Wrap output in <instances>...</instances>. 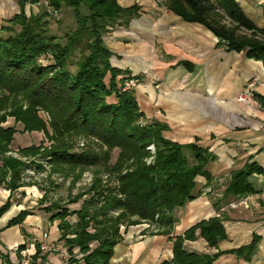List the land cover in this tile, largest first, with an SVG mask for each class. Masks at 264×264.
<instances>
[{
    "label": "trees",
    "instance_id": "obj_1",
    "mask_svg": "<svg viewBox=\"0 0 264 264\" xmlns=\"http://www.w3.org/2000/svg\"><path fill=\"white\" fill-rule=\"evenodd\" d=\"M38 2L18 0L19 13L0 26V92L24 96L29 107L25 111L16 107L11 114L24 131H45L36 115L37 108L52 117V144L42 151L43 147L25 148L20 151L23 156L47 159L51 167H56L54 171L65 173L97 167L92 197L78 211L71 213L56 203L40 209L50 214V221L59 220L60 241L68 248L67 264H109L113 248L122 240L120 226L147 222L159 227L163 235H170L178 222L175 212L195 199L196 177L211 181L206 166L215 156L196 144L182 145L165 139L162 133L168 126L164 123L148 120L142 124L146 118L133 93L121 92V76L129 73L111 67L112 53L102 37L119 19L126 24L138 16V6L122 8L117 0H47L54 10L73 11L76 28L64 34L61 44L49 34L46 12L26 16L25 4ZM164 7L185 22L204 26L226 51L243 52L247 59L264 66V25L257 28L235 0H165ZM219 9L225 13L228 26L222 24ZM262 14L264 17V7ZM80 47L87 54L71 73L68 59ZM47 52L53 56L52 62L39 64L38 59ZM13 134L11 127L0 126V186L10 195L20 186L21 172L27 167L6 156ZM80 135L96 139L107 149H118L116 161L108 164L109 152L102 157L91 151L74 152L69 140ZM150 145L155 154L147 163L151 155L146 148ZM255 174L264 175V169L254 162L233 171L224 195L253 194L249 178ZM102 175L113 178L114 185L102 186ZM77 201L75 198L71 202ZM9 206L10 198L0 207V215ZM28 215L20 211L7 227L20 225ZM70 215L78 217L73 226L64 222ZM226 237L220 219L200 221L183 235L173 237L172 259L160 264H214L221 255L249 261L260 241L253 235L246 246L214 255L188 252L183 246L185 241L200 238L208 247L217 248ZM24 248L23 244L18 250ZM74 249L82 255L80 258H75ZM0 259L2 264H13L8 254L0 252ZM37 259L38 250L31 264Z\"/></svg>",
    "mask_w": 264,
    "mask_h": 264
},
{
    "label": "crops",
    "instance_id": "obj_2",
    "mask_svg": "<svg viewBox=\"0 0 264 264\" xmlns=\"http://www.w3.org/2000/svg\"><path fill=\"white\" fill-rule=\"evenodd\" d=\"M235 1L257 28L263 27L264 2ZM117 3L122 8L136 5L139 11L127 24L120 21L113 26L104 37V45L112 53L111 67L145 78L133 96L147 120L168 126L162 133L165 139L196 144L215 156L206 166L211 181L196 177L195 199L175 212L178 222L172 236L183 235L200 221L219 218L227 239L217 248L207 247L200 238L185 241L184 248L214 255L246 246L256 235L260 241L249 261L222 255L214 264H264V175L249 178L253 194L224 195L233 171L253 162L264 169V66L247 59L243 52L226 51L204 26L183 21L156 0ZM38 4L28 9L31 14L38 11ZM17 12L15 0H0V16H4L0 25ZM249 82L253 84L251 98L241 102L238 96ZM33 195H38L37 191ZM13 197L15 194L11 197L0 186V207L10 198L9 208L0 215V252L8 254L15 264L18 256L13 249L24 244L31 256L32 240L46 232L47 241L58 248L56 254L46 256V264H67L68 248L60 241L59 222L49 221L50 214L36 209L20 225L7 227L20 211L35 205L26 194L18 202H12ZM137 232L131 227L122 233L109 264H160L170 260L172 250L167 236L138 237Z\"/></svg>",
    "mask_w": 264,
    "mask_h": 264
},
{
    "label": "rangeland",
    "instance_id": "obj_3",
    "mask_svg": "<svg viewBox=\"0 0 264 264\" xmlns=\"http://www.w3.org/2000/svg\"><path fill=\"white\" fill-rule=\"evenodd\" d=\"M156 1L159 5H162L164 7L165 0H156ZM15 3H16V6H18V8L20 9L18 0H15ZM38 3H37L38 11H35L34 15H37L39 12H46L48 16L47 22H48L49 34L51 36H55L57 38V41L63 44L64 34L76 28L73 11L70 8L61 9L60 11L54 10L53 8L48 6L47 0H42V1L40 0V2ZM31 6H34V5L26 3L24 6V12L26 10L25 14L27 17L31 15V13L28 10ZM18 13L19 12H17L16 14ZM218 13L223 18L222 24H225L226 26H228L229 24H228V20L226 19L225 13L220 9L218 10ZM13 16H7L6 18L9 20ZM2 18H4V16H0V21L2 20ZM3 20L5 21L6 19H3ZM120 21L121 20L119 19L116 23H114V25L109 27L107 33H105V35L102 37L103 44H104L103 39L106 36V34L110 32L113 26H116V24H119ZM86 54H87V51L83 50L81 47L76 49L75 52L71 53L68 59L69 63H68L67 69L71 73L74 72L76 70V64ZM45 58H47V61H43V59ZM52 60H53V56L51 55V53L47 52L38 59V63L42 65H48L50 62H52ZM121 78H122V84H121L122 87H124V84H126L130 80H137L136 86L131 90L122 91L123 88L121 87V92H132V93L134 89L138 85L142 84L145 80V78L142 76H131L130 74H128V76L123 75L121 76ZM251 95L248 96L249 99L251 98ZM16 107H21L22 111H25L29 107L23 95H8L7 93L0 92V121L2 118L4 119V122H0V126L1 127H11L12 129H14L13 141L9 146V152H7L6 156L15 158L17 160H20L24 164H27L26 165L27 167L24 168L21 172V180L19 184L20 186L17 189L13 190V192H11V197L14 194H18L19 197H13L12 202L21 201L23 199V195L26 194L27 196L31 197L32 199L31 201L35 203V205H32V208L28 210H24L27 212H31L36 209H39L40 211H42L40 208H43L44 206H48L49 204H53V203L59 204V206H65L67 209H69L71 213L78 211L82 207V204L88 201L89 199H91L92 197L91 193L93 192L90 193V190L94 187L93 184L96 179V175L94 174V172L97 170V167H88L83 170L77 169L73 172L65 173V172L54 171L53 169H55L56 167L55 168L51 167V165H49L46 162L47 159H43L38 156L37 157L23 156L20 151L25 148L43 147L41 149L42 151L48 148L52 144V142L49 140L50 138H52V135H53L52 130L50 128L52 117L43 108H37L36 115L44 124L45 131H24L21 123L16 121V119L13 116H11V114H14ZM147 121H148L147 119L145 121H142V124H145ZM69 142L72 143V150L77 153L82 152V151H91L92 154L102 157L104 153L109 152L108 164H111V165L116 161L117 156H118V151H119L118 149H115V148L107 149L103 147V145H101L100 142H98L96 139L88 138L83 135H80L78 137L73 136L70 138ZM150 146H152L154 150V146L153 145H150ZM154 154H155V151L150 152L151 157L146 159L147 163H150L153 161ZM100 169L102 170L103 168L100 167ZM100 178H101L100 184L102 186H106L110 184L114 185L113 178H110L106 175H102ZM35 191H37L38 195H33ZM75 198L78 201L75 203L71 202ZM54 221L59 222V220H54ZM64 222H68L71 226H73L78 222V217L76 215H70L66 218ZM131 227L134 228L135 230H138L137 232L138 237L143 236V235L166 236L160 233L161 231H159L160 230L159 227H156L153 224L151 225L150 223H147V222H141L139 224L131 225V226L129 225L120 226L121 236H122V233L126 232L127 230H131ZM65 232L71 233L72 230H66ZM172 234H173V229L171 230L170 235L167 236L171 244V250H172V243H173ZM76 250L77 252L75 254H79L78 249ZM56 253L57 251H54V252L48 253L47 255L56 254ZM47 255L44 256V260L42 261L45 262ZM77 256L81 257L82 255L80 254ZM172 256L173 254L171 253L170 259H172ZM166 261H169V260H166Z\"/></svg>",
    "mask_w": 264,
    "mask_h": 264
},
{
    "label": "built area",
    "instance_id": "obj_4",
    "mask_svg": "<svg viewBox=\"0 0 264 264\" xmlns=\"http://www.w3.org/2000/svg\"><path fill=\"white\" fill-rule=\"evenodd\" d=\"M264 0H260V3H263ZM50 58V57H49ZM43 61H47V58L43 59ZM137 80H130L126 84H124V87H122V91H128L133 89L136 86ZM253 84L249 83L245 87V89L241 92V94L238 96V100L243 102L246 99H249L248 96L251 95L250 89L252 88ZM150 152H154L152 146H148L146 148ZM15 197H19L18 194H15ZM242 203H245L244 201ZM48 234L46 232H43L39 239L32 240V247H33V254L29 256L27 254L26 249L18 250V248L13 249V252L17 254V262L15 264H31L32 263V256L36 254V251L38 250V259L36 260L35 264H46L44 261L41 260L42 257L47 255L48 253L57 251L58 248L55 247L53 243H50L47 241Z\"/></svg>",
    "mask_w": 264,
    "mask_h": 264
}]
</instances>
